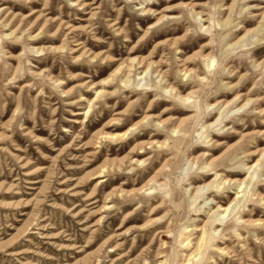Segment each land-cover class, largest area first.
Returning <instances> with one entry per match:
<instances>
[{
  "label": "rangeland",
  "instance_id": "obj_1",
  "mask_svg": "<svg viewBox=\"0 0 264 264\" xmlns=\"http://www.w3.org/2000/svg\"><path fill=\"white\" fill-rule=\"evenodd\" d=\"M263 14L0 0V264H264Z\"/></svg>",
  "mask_w": 264,
  "mask_h": 264
},
{
  "label": "bare ground",
  "instance_id": "obj_2",
  "mask_svg": "<svg viewBox=\"0 0 264 264\" xmlns=\"http://www.w3.org/2000/svg\"><path fill=\"white\" fill-rule=\"evenodd\" d=\"M80 1V0H79ZM84 5V7H86L87 5H89L88 3H84L83 4ZM264 15V14H263ZM250 32V31H249ZM257 42V41H256ZM82 43H77L76 45L78 46V48L77 49H75L74 51H77L78 49H80V45H81ZM140 63H143V60L140 62ZM153 64H156L155 62H150V63H148V69L153 65ZM147 69V70H148ZM249 99L247 100V102L242 106V107H245L248 103H249ZM134 127L135 126H133L131 129H134ZM264 132V131H263ZM129 133V130H127L126 132H123V133H121L120 135L124 138V137H126V135ZM109 135H111L112 137H115L116 136V134H109ZM246 136V134H242V139L244 138ZM152 142L150 141V142H148V144H151ZM251 154H257V155H261V157L263 156V154H264V147H258L257 149H255L254 151H252L251 152ZM261 160V158L258 160V162ZM257 164V163H256ZM165 166V165H164ZM252 167H254V165H251L249 168H252ZM160 171V170H159ZM159 171L149 180V182L147 183V185L145 186V187H148V185H150V183L153 181V180H155V179H157V180H159L158 179V177H159ZM245 180H246V178L245 179H243L240 183L241 184H245ZM209 184H211V183H206L204 186H198V187H195L194 189H195V194L193 195V198L192 199H194V198H196L197 197V195L198 194H201V195H204L203 194V192H202V189L203 188H207L208 186H209ZM144 187V188H145ZM148 189H152V187H150V188H148ZM141 191V190H140ZM256 194L259 196V198H261L262 200H264V193H262L261 191H257L256 192ZM211 201V200H210ZM237 203H239V195L237 196V197H235L232 201H231V203L227 206V207H223V206H221V205H219L218 206V209H216L215 211H213V214H211L210 216H209V220L205 223V225L204 226H202V227H200L199 225H196V228H197V230L198 231H202V236H201V238H200V240L198 241V243H197V248L195 249V251L194 252H192L191 253V255L192 254H195L196 255V253H198V251L202 248V246H203V244H204V242H205V240H206V235L208 234V230H207V227H213L214 225H217V224H219L218 223V221H217V215L218 214H214L216 211L217 212H219V211H221V214H224L223 216H222V218H226V217H229L230 215H231V213H233L235 210H236V207H237ZM160 205V204H159ZM194 210V215H196V216H201L202 215V211H203V209H202V207H200V208H195V209H193ZM193 221H196V220H193ZM240 223H242V224H247V225H259V224H264V219H252V218H246V217H241V221H240ZM161 232H163V231H159L158 233H161ZM226 239H228V238H226ZM163 248H160L159 249V252H158V255H157V258H161V257H163V255H164V251L162 250ZM219 250L220 251H224L225 252V254H229V253H231V256H229V257H233V256H235V254H232L233 253V251H230V249L228 248V246H223V247H219Z\"/></svg>",
  "mask_w": 264,
  "mask_h": 264
}]
</instances>
